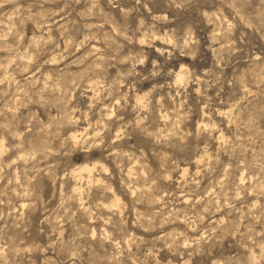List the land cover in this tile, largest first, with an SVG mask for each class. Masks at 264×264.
<instances>
[{"label":"clouds","instance_id":"obj_1","mask_svg":"<svg viewBox=\"0 0 264 264\" xmlns=\"http://www.w3.org/2000/svg\"><path fill=\"white\" fill-rule=\"evenodd\" d=\"M0 264H264V0H0Z\"/></svg>","mask_w":264,"mask_h":264}]
</instances>
